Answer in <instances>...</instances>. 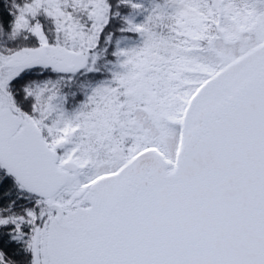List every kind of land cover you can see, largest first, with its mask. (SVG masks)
Segmentation results:
<instances>
[{
  "label": "snow or ice",
  "instance_id": "snow-or-ice-1",
  "mask_svg": "<svg viewBox=\"0 0 264 264\" xmlns=\"http://www.w3.org/2000/svg\"><path fill=\"white\" fill-rule=\"evenodd\" d=\"M0 264H264V0H0Z\"/></svg>",
  "mask_w": 264,
  "mask_h": 264
}]
</instances>
